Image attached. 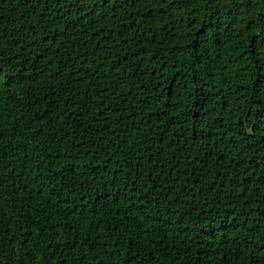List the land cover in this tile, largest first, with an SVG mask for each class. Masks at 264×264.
Segmentation results:
<instances>
[{"label":"trees","instance_id":"trees-1","mask_svg":"<svg viewBox=\"0 0 264 264\" xmlns=\"http://www.w3.org/2000/svg\"><path fill=\"white\" fill-rule=\"evenodd\" d=\"M0 264H264V0H0Z\"/></svg>","mask_w":264,"mask_h":264}]
</instances>
